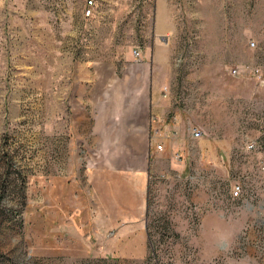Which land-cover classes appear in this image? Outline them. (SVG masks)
Instances as JSON below:
<instances>
[{
	"label": "rangeland",
	"instance_id": "rangeland-1",
	"mask_svg": "<svg viewBox=\"0 0 264 264\" xmlns=\"http://www.w3.org/2000/svg\"><path fill=\"white\" fill-rule=\"evenodd\" d=\"M87 1L0 0V264H264V0Z\"/></svg>",
	"mask_w": 264,
	"mask_h": 264
},
{
	"label": "crops",
	"instance_id": "crops-1",
	"mask_svg": "<svg viewBox=\"0 0 264 264\" xmlns=\"http://www.w3.org/2000/svg\"><path fill=\"white\" fill-rule=\"evenodd\" d=\"M159 88H160V86H159L158 81L152 80V82L150 83V89H152V91H153V90H159ZM149 104H150L149 107H151L153 104H156V106L159 105L158 106V111H159L158 116L160 115V113L162 114L165 111V107H164L165 103H164L163 99H161L159 94L155 95L154 99H153V97H151L149 100ZM165 118H166V116H164V120H163V123L161 124V127H163L165 138H167L169 136L167 131L173 127V123H171V124L168 123L167 121H165Z\"/></svg>",
	"mask_w": 264,
	"mask_h": 264
},
{
	"label": "built area",
	"instance_id": "built-area-1",
	"mask_svg": "<svg viewBox=\"0 0 264 264\" xmlns=\"http://www.w3.org/2000/svg\"><path fill=\"white\" fill-rule=\"evenodd\" d=\"M87 3H88V5H87L86 14H90V5L89 4H92L93 0H88ZM251 44L253 45L254 43L251 42ZM133 55L136 59H140L142 57V50H139V49L134 50ZM233 72H237V69H233ZM191 134H192V137H194V138H200L202 136V131L199 129H193ZM249 146H250V148H253L252 143ZM159 147H160V145H159ZM240 191H241V186L236 185L234 188V194L238 195Z\"/></svg>",
	"mask_w": 264,
	"mask_h": 264
},
{
	"label": "clouds",
	"instance_id": "clouds-1",
	"mask_svg": "<svg viewBox=\"0 0 264 264\" xmlns=\"http://www.w3.org/2000/svg\"><path fill=\"white\" fill-rule=\"evenodd\" d=\"M228 243H229L228 239H222V240L218 241V244L220 246H224V247H227Z\"/></svg>",
	"mask_w": 264,
	"mask_h": 264
}]
</instances>
